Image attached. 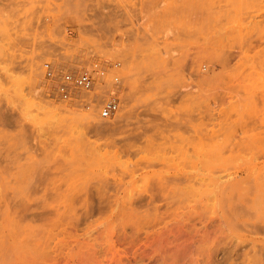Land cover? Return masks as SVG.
Listing matches in <instances>:
<instances>
[{
	"label": "rangeland",
	"instance_id": "374dc122",
	"mask_svg": "<svg viewBox=\"0 0 264 264\" xmlns=\"http://www.w3.org/2000/svg\"><path fill=\"white\" fill-rule=\"evenodd\" d=\"M263 161L264 0H0V264H264Z\"/></svg>",
	"mask_w": 264,
	"mask_h": 264
},
{
	"label": "built area",
	"instance_id": "2783aa9c",
	"mask_svg": "<svg viewBox=\"0 0 264 264\" xmlns=\"http://www.w3.org/2000/svg\"><path fill=\"white\" fill-rule=\"evenodd\" d=\"M116 68L120 63L114 64ZM44 73L48 80L49 86L53 94H57L62 100L76 105L83 103L87 107L98 103L99 92L95 91L94 84L96 75H100L103 79L106 78L107 67L100 63H96L93 69H83L80 71H65L58 73L52 63H44ZM115 82L119 83L118 76L115 77ZM79 89L86 90L89 94L81 95ZM93 89V91H91ZM120 98L113 96L104 100L99 107V113L102 118H110L119 110Z\"/></svg>",
	"mask_w": 264,
	"mask_h": 264
},
{
	"label": "bare ground",
	"instance_id": "6f19581e",
	"mask_svg": "<svg viewBox=\"0 0 264 264\" xmlns=\"http://www.w3.org/2000/svg\"><path fill=\"white\" fill-rule=\"evenodd\" d=\"M38 70H39V68H37ZM36 69V70H37ZM40 74V73H39ZM36 76V75H35ZM96 81H95V84H94V87L95 88H98L99 89V98H98V103H97V105H96V107L97 106H100L103 102H104V100H106L107 98H110V97H113V95H115V96H118L119 97V95H118V93H121L122 91V89H120V85H118V83H116L115 81H113V80H109V79H107L106 80V78H102L100 75L98 76V75H96ZM44 78V77H43ZM119 78V77H118ZM46 81V78H44V80H42V79H39V84H42V83H44ZM120 83V82H119ZM93 87V88H94ZM79 91V93L81 94V95H87L88 94V92L86 91V90H84V89H79L78 90ZM124 94V93H123ZM122 104H123V107H124V103L123 102H121ZM55 104V103H54ZM70 104V103H69ZM69 104H67L66 103V101H61V105H55V106H53V104H52V106L53 107H55V109H57L58 111L59 110H61L60 111V113L61 112H63V111H65V112H68V114H72V115H78V116H80L81 115V113H82V111L81 112H79L78 110H75L72 106H70ZM94 107H92L91 105L89 106V107H87L86 108V112H85V114H84V112H83V114H84V117H85V119H91L90 121L91 122H93L94 123V126H96L95 128H98V129H105L106 128V126H105V123L103 122V118L102 117H100V115H99V113H98V111H96L97 109H93ZM53 110H54V108H53ZM59 113V112H58ZM80 114V115H79ZM142 134V133H141ZM140 136H142V135H140ZM137 137V136H136ZM138 137H139V135H138ZM228 159V158H227ZM226 160V159H225ZM230 160V159H229ZM238 167V166H237ZM251 167V166H250ZM257 171H258V174H259V178H264V161L263 162H260V163H257V164H254V166H253ZM232 169V168H231ZM250 169V168H249ZM226 170H228V168H226ZM241 173V172H240ZM240 177V176H239ZM236 179V178H235ZM230 180H232V179H230ZM257 183V182H256ZM244 184V183H243ZM225 187V186H224ZM223 187V188H224ZM228 188V187H227ZM237 189V188H236ZM235 190V189H234ZM242 192V191H241ZM242 196V195H241ZM229 198V197H228ZM239 198V197H238ZM243 198V197H242ZM231 199V198H230ZM229 199V201H231ZM233 200V199H232ZM232 203V202H231ZM233 208V207H232ZM234 209V208H233ZM260 258V257H259ZM264 260V259H263ZM258 261H259V259H258ZM255 263V262H254ZM256 263H257V261H256Z\"/></svg>",
	"mask_w": 264,
	"mask_h": 264
}]
</instances>
